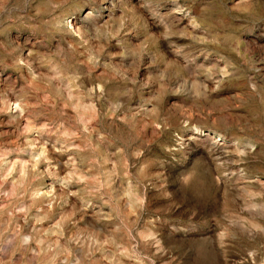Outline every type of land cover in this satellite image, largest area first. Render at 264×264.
<instances>
[{
	"label": "rangeland",
	"instance_id": "374dc122",
	"mask_svg": "<svg viewBox=\"0 0 264 264\" xmlns=\"http://www.w3.org/2000/svg\"><path fill=\"white\" fill-rule=\"evenodd\" d=\"M0 264H264V0H0Z\"/></svg>",
	"mask_w": 264,
	"mask_h": 264
}]
</instances>
